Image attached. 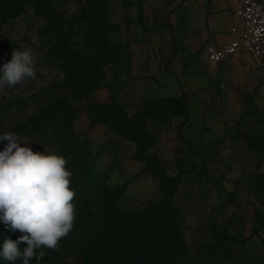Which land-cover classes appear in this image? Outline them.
Wrapping results in <instances>:
<instances>
[{"label":"rangeland","instance_id":"rangeland-1","mask_svg":"<svg viewBox=\"0 0 264 264\" xmlns=\"http://www.w3.org/2000/svg\"><path fill=\"white\" fill-rule=\"evenodd\" d=\"M155 1L104 0L99 9L89 10L87 0H51L63 31L61 42L43 32L45 20L29 5L0 19L2 55L11 59L12 49H31L36 69L34 79L0 90V130L27 138L25 146L34 151L58 155L73 136L77 152L66 160L75 158L71 170L82 175L85 166L92 175L86 185L77 184L87 186L88 205L77 212L73 228L57 247L45 248L36 264H88L84 261L94 254L96 264L107 259L106 248L112 258L127 243L121 224L152 217L174 225L182 237L184 246L174 264H264V174L234 169L226 136L220 143L228 161L217 164L212 154L206 167L218 179L206 178L198 154L179 135L184 112L176 99L186 103L181 81L169 93L164 80L137 72L136 46L151 42L149 31L168 25ZM69 56L76 58L80 83L75 87L65 84ZM56 99L74 111L69 130L41 145L38 138L49 127L32 134L27 124ZM190 118L197 122L195 108ZM231 122L237 131L243 120ZM237 137L229 136L231 141ZM6 143H0L1 150ZM246 143L264 153V134L250 135ZM3 236L8 235L0 232V243Z\"/></svg>","mask_w":264,"mask_h":264},{"label":"crops","instance_id":"crops-1","mask_svg":"<svg viewBox=\"0 0 264 264\" xmlns=\"http://www.w3.org/2000/svg\"><path fill=\"white\" fill-rule=\"evenodd\" d=\"M154 6L166 13L168 25L148 32L151 42L136 46L134 62L138 73L164 80L169 93L181 81L187 119L179 135L198 154L203 175L211 181L218 179L206 166L212 154L217 164L228 161L220 143L226 136L224 144H229L234 169L264 174V153L246 143L248 136L264 134V72L246 53L217 64L207 60L209 45L219 48L234 38L231 27L241 29L235 6L226 0H157ZM194 108L195 124L190 118ZM233 119L243 120L237 131ZM232 133L238 135L233 141Z\"/></svg>","mask_w":264,"mask_h":264},{"label":"clouds","instance_id":"clouds-1","mask_svg":"<svg viewBox=\"0 0 264 264\" xmlns=\"http://www.w3.org/2000/svg\"><path fill=\"white\" fill-rule=\"evenodd\" d=\"M36 76L31 49H12L11 59L0 64V90L11 88ZM0 223L11 232L22 233L17 239L3 236L0 264L40 261L44 249H55L73 228L76 219L72 203L75 191L70 187L72 173L67 160L54 150L43 153L25 146L27 138L15 132L0 133ZM26 244L21 250V245Z\"/></svg>","mask_w":264,"mask_h":264},{"label":"trees","instance_id":"trees-1","mask_svg":"<svg viewBox=\"0 0 264 264\" xmlns=\"http://www.w3.org/2000/svg\"><path fill=\"white\" fill-rule=\"evenodd\" d=\"M87 2V9L97 10L104 0H87ZM24 5H29L38 16L45 20L46 24L43 28L45 34L54 37L59 42L63 40V31L59 25L56 9L51 0H0V19L6 20L17 15ZM98 32L99 29L96 33ZM1 52L3 51L0 50V64H3L10 60V58L9 56L2 55ZM69 57L72 59V62L70 63V72H68L70 74L67 76L65 84L66 86L75 87L76 84L80 83L78 82V71L74 68L73 62L76 58L73 56ZM84 67L86 68L85 65ZM176 104L184 112L183 118L178 125L179 128L186 121L187 113L180 98L176 99ZM73 114L74 111L70 109L66 102L56 99L55 102L44 108L38 116L32 117L28 121L27 126L32 134L44 132L45 128L49 127V133L41 135L38 138L37 142L42 145L53 139L59 140L60 137L64 136L69 130V124ZM0 133H6V130H0ZM77 142L78 140L75 137L70 136L67 139L62 156L66 159L67 157L73 158L77 152ZM190 147L195 149L193 146ZM71 162L78 163V161L75 158L73 160L70 159L66 165L67 169L72 173L70 187L75 191L72 203L77 207L75 210L77 214V212L84 210L88 205V198L86 196L87 186L84 189L80 186H83V184L86 185L88 182L87 178L91 179L92 175L84 170L87 169L85 166L81 168L84 172L82 175H85V177L79 172L71 170L69 165ZM201 163L203 164L202 160ZM77 184H80V186L77 187ZM119 230L125 234L127 240L126 246L118 249L116 255L112 258L107 254L108 248H106L103 254L107 259H100L96 264H174L180 250L184 246L182 237L174 225L169 224L166 220L161 222L158 218L155 219L154 217L151 219H141L139 221L134 219L129 222H124L121 224ZM0 232L3 235L12 237L22 235L19 230L14 233L11 232L3 223H0ZM95 258H97V255L94 254L84 261V263L93 264Z\"/></svg>","mask_w":264,"mask_h":264},{"label":"built area","instance_id":"built-area-1","mask_svg":"<svg viewBox=\"0 0 264 264\" xmlns=\"http://www.w3.org/2000/svg\"><path fill=\"white\" fill-rule=\"evenodd\" d=\"M226 1L235 6V16L241 29L235 26L230 28L229 32L234 38L229 43L219 48L209 45L206 49L207 60L217 64L238 53H246L252 57L256 67L264 72V0Z\"/></svg>","mask_w":264,"mask_h":264}]
</instances>
